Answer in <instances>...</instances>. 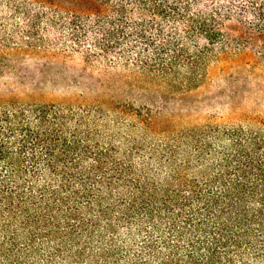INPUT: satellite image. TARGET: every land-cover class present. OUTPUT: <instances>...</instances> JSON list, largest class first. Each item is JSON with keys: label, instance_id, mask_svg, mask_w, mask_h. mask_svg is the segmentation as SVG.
Listing matches in <instances>:
<instances>
[{"label": "trees", "instance_id": "trees-1", "mask_svg": "<svg viewBox=\"0 0 264 264\" xmlns=\"http://www.w3.org/2000/svg\"><path fill=\"white\" fill-rule=\"evenodd\" d=\"M255 70L264 0H0V264H264Z\"/></svg>", "mask_w": 264, "mask_h": 264}, {"label": "rangeland", "instance_id": "rangeland-1", "mask_svg": "<svg viewBox=\"0 0 264 264\" xmlns=\"http://www.w3.org/2000/svg\"><path fill=\"white\" fill-rule=\"evenodd\" d=\"M240 64L241 63H236L235 65H233V64H231V65H229V68L226 70V72H225V75H223L222 77H224V76H226L227 74H232V73H234L236 70H239V69H237V68H239V66H240ZM257 73H261L262 75H264V71L262 72L261 70H255ZM226 78V77H225ZM218 84L220 85V84H223V81H221V79H219V77L218 78H216L215 79V82L214 83H212L211 85H210V89L211 90H214L215 88H217V86H218ZM62 87H60V89H61ZM50 88L48 87L47 89H45V93H46V95H47V98H52L53 100L55 99L54 98V96H51V93H50ZM64 90H66V89H64ZM60 92H62V93H65L66 91H60ZM60 92H56L57 94V96H60ZM262 111H264V107H262Z\"/></svg>", "mask_w": 264, "mask_h": 264}]
</instances>
